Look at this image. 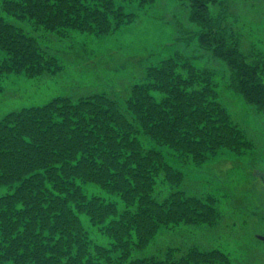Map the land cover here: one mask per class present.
<instances>
[{
    "label": "trees",
    "instance_id": "obj_1",
    "mask_svg": "<svg viewBox=\"0 0 264 264\" xmlns=\"http://www.w3.org/2000/svg\"><path fill=\"white\" fill-rule=\"evenodd\" d=\"M125 1L143 6L155 0ZM179 1L199 26L200 47L226 62L225 87L264 112L263 66L241 51L238 34L224 22L227 5ZM218 3L221 10L212 12ZM1 4L6 18L0 16V75L32 76L61 67L60 59L47 54L42 32L105 34L134 16L114 0ZM146 67L119 92L84 90L76 99L57 96L0 118V184L11 188L0 196V264H188L190 250L179 257L177 248L141 254L161 225L210 221L192 214L203 208L201 197L186 195L180 171L156 146L201 160L241 141L228 129L212 68L178 53ZM168 181L175 189L159 199L157 186ZM86 183L117 195L122 206L113 195L88 194ZM82 214L106 234L107 243L94 241Z\"/></svg>",
    "mask_w": 264,
    "mask_h": 264
},
{
    "label": "rangeland",
    "instance_id": "obj_2",
    "mask_svg": "<svg viewBox=\"0 0 264 264\" xmlns=\"http://www.w3.org/2000/svg\"><path fill=\"white\" fill-rule=\"evenodd\" d=\"M222 1L227 5L224 22L238 34L241 51L264 69V0ZM114 2L123 6L125 13L134 14L115 30L96 34L67 29L64 36L42 32L47 54L60 59L61 67L32 76L25 72L0 75V118L12 110L41 105L57 96L76 99L95 89L119 92L139 80L147 65L176 53L199 67L212 68L220 79L216 91L229 115L228 129L241 143L235 148L222 145L201 160L180 156L167 145L156 146L167 162L180 171L187 183L186 195L197 193L201 197L203 208L194 209L192 214L198 212L210 221L161 225L153 244L142 249L141 254H150L151 248L158 254L166 248H177V257L193 251L186 258L188 264H196V258L199 264H264V181L255 174L264 173V112L226 88L222 78L228 76L227 64L200 47L195 34L199 26L190 20L186 3L155 0L139 6L137 1ZM1 3L2 0L0 16L6 18ZM220 10L219 3L212 7V12ZM0 55L4 53L0 51ZM147 142L149 147H155ZM170 184H158L159 199L175 189ZM83 189L88 194L113 195L119 206L123 204L117 195L96 184L86 183ZM10 190V186L0 184V196ZM82 220L94 241L107 243L106 234L92 225L85 214Z\"/></svg>",
    "mask_w": 264,
    "mask_h": 264
},
{
    "label": "water",
    "instance_id": "obj_3",
    "mask_svg": "<svg viewBox=\"0 0 264 264\" xmlns=\"http://www.w3.org/2000/svg\"><path fill=\"white\" fill-rule=\"evenodd\" d=\"M255 174L258 175L259 177H261L264 181V173L259 172V171H255Z\"/></svg>",
    "mask_w": 264,
    "mask_h": 264
}]
</instances>
